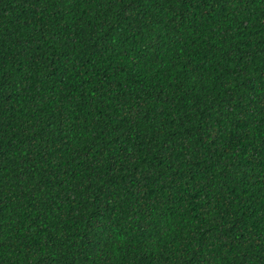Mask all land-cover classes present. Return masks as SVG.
<instances>
[{"label": "trees", "instance_id": "1", "mask_svg": "<svg viewBox=\"0 0 264 264\" xmlns=\"http://www.w3.org/2000/svg\"><path fill=\"white\" fill-rule=\"evenodd\" d=\"M0 264H264V0H0Z\"/></svg>", "mask_w": 264, "mask_h": 264}]
</instances>
